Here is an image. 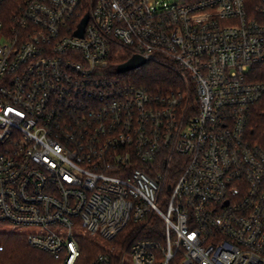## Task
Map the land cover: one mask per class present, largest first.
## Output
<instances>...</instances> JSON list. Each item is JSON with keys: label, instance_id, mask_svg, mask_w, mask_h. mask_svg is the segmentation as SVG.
Instances as JSON below:
<instances>
[{"label": "built area", "instance_id": "2783aa9c", "mask_svg": "<svg viewBox=\"0 0 264 264\" xmlns=\"http://www.w3.org/2000/svg\"><path fill=\"white\" fill-rule=\"evenodd\" d=\"M262 1L0 0V230L60 264L82 237L91 264H264ZM126 52L187 89L124 80Z\"/></svg>", "mask_w": 264, "mask_h": 264}, {"label": "trees", "instance_id": "16d2710c", "mask_svg": "<svg viewBox=\"0 0 264 264\" xmlns=\"http://www.w3.org/2000/svg\"><path fill=\"white\" fill-rule=\"evenodd\" d=\"M249 14L259 15L263 6L262 0H245ZM131 54L124 53L112 64L113 73L116 67L127 61ZM124 80L146 87L152 92L168 93L187 89V85L180 77L177 67L165 60L148 61L139 69L120 75ZM248 139L264 149V100L252 110L249 125ZM161 222L156 227L149 226L147 236L161 239ZM81 255L75 264H91L96 256L103 251V246L90 237L80 239ZM0 264H60L50 254L33 248L27 236L18 232L0 231Z\"/></svg>", "mask_w": 264, "mask_h": 264}, {"label": "water", "instance_id": "95a60500", "mask_svg": "<svg viewBox=\"0 0 264 264\" xmlns=\"http://www.w3.org/2000/svg\"><path fill=\"white\" fill-rule=\"evenodd\" d=\"M88 19H89V16L86 15L81 24H80V28L78 30V34L79 35H82L83 32H84V29H85V26L88 22ZM147 59L139 54H135L133 55L132 57H130L127 61L119 64L116 68L117 72L118 73H125V72H128V71H131V70H135V69H138L140 67H142L143 65H145L147 63ZM170 188V186H169Z\"/></svg>", "mask_w": 264, "mask_h": 264}, {"label": "rangeland", "instance_id": "374dc122", "mask_svg": "<svg viewBox=\"0 0 264 264\" xmlns=\"http://www.w3.org/2000/svg\"><path fill=\"white\" fill-rule=\"evenodd\" d=\"M173 1H176V0H173ZM17 230L18 231H24V232L28 231V229H26V228H18ZM0 231L10 232V233L11 232H17V231H11V228L10 227H4V229H2ZM92 239L96 240L97 242H99L101 244V240L100 239H97V238H92ZM104 245H108V244L107 243H104Z\"/></svg>", "mask_w": 264, "mask_h": 264}]
</instances>
